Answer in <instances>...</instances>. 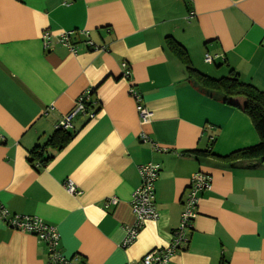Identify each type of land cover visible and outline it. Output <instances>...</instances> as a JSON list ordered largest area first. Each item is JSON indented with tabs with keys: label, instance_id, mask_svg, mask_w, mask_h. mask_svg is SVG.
Returning a JSON list of instances; mask_svg holds the SVG:
<instances>
[{
	"label": "crops",
	"instance_id": "crops-1",
	"mask_svg": "<svg viewBox=\"0 0 264 264\" xmlns=\"http://www.w3.org/2000/svg\"><path fill=\"white\" fill-rule=\"evenodd\" d=\"M66 31L76 32V54L55 42ZM168 37L198 72L218 79L232 70L264 92V0H0V206L54 226L68 258L142 264L147 252L170 244L189 180L202 172L211 188L200 195L188 243L171 264H264V161L224 160L259 136L241 110L192 87L165 48ZM87 38L103 49H87ZM205 54L218 60L207 64ZM129 86L151 112L146 125ZM86 90L93 91L95 117L76 114L70 143L51 152L44 167L31 166V149L47 141ZM233 101L242 106L244 99ZM148 163L160 167L158 219L122 247L124 227L134 220L129 202L138 167ZM67 181L79 195L66 192ZM111 197L118 203L104 208ZM46 256L36 237L0 220V264H47Z\"/></svg>",
	"mask_w": 264,
	"mask_h": 264
},
{
	"label": "built area",
	"instance_id": "built-area-1",
	"mask_svg": "<svg viewBox=\"0 0 264 264\" xmlns=\"http://www.w3.org/2000/svg\"><path fill=\"white\" fill-rule=\"evenodd\" d=\"M192 14L193 13H190V15ZM75 33V31L62 32L56 37L55 42L65 47L71 54H76L77 48L71 42V38ZM86 34L87 33L84 32V35ZM41 41L43 48L48 49L51 44V34L48 31L43 32L41 34ZM84 45L87 49L92 51H100L103 49L96 46L90 38L86 39ZM217 58L218 56L205 54L204 62L211 64ZM121 68L123 72L122 77L128 80L130 77V71L127 64L122 63ZM89 93L90 90H86L78 96L75 109L68 115L60 117L55 124V129L71 130V121L78 113L87 114L91 120L95 117L94 113L85 110L84 101H87ZM128 94L136 104V113L140 124H148L151 119V112L143 105L141 96L137 94L131 86L128 87ZM53 110V106L46 108L44 115ZM139 138L143 143H148L152 149L157 151L160 150L158 146L150 141L147 134L141 133ZM159 174L160 167L158 165L148 163L138 167L139 184L133 190L129 202L134 220L131 225L124 227L125 238L122 242V247H128L136 240L140 230L146 222L156 221L158 219V211L155 205V185ZM64 188L70 195L80 194V190H78L70 181H67L64 184ZM210 188V176L202 172H196L193 174L189 180L188 187L186 188V192L181 202L182 212L180 214L179 225L172 233L170 244L166 247L155 248L147 252L141 259L142 264H171V258L176 253L185 249L188 243V233L192 227V222L198 214L199 197L202 193L209 191ZM117 203L118 200L116 198H107L104 202V208L115 206ZM0 220L7 228L20 233L32 235L36 237L40 243L44 244L47 250V264H84L83 262H79L77 258H68L64 256L59 249L60 235L56 228L52 225L46 224L40 218L36 216L9 215L6 210L0 206Z\"/></svg>",
	"mask_w": 264,
	"mask_h": 264
},
{
	"label": "trees",
	"instance_id": "trees-1",
	"mask_svg": "<svg viewBox=\"0 0 264 264\" xmlns=\"http://www.w3.org/2000/svg\"><path fill=\"white\" fill-rule=\"evenodd\" d=\"M165 48L183 65L188 82L194 89L216 101L241 110L252 122L254 130L259 136V143L244 149L232 152L224 158L228 161L256 160L264 161V92L252 84L244 83L237 73L230 70L229 74L221 78H212L198 72L192 67L185 48L172 38H165ZM218 60V59H216ZM216 60L214 62H216ZM220 61L222 59H219ZM91 90L87 101H84L85 110L92 108ZM241 97L243 105H237L233 99ZM97 111V110H96ZM71 130L55 129L53 134L41 146H36L29 152V163L33 167L42 168L52 160V153L62 150L74 138ZM50 151V152H49ZM189 153L202 156L206 152L194 150Z\"/></svg>",
	"mask_w": 264,
	"mask_h": 264
}]
</instances>
